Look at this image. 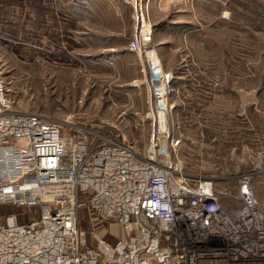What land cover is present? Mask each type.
<instances>
[{"label":"rangeland","instance_id":"obj_1","mask_svg":"<svg viewBox=\"0 0 264 264\" xmlns=\"http://www.w3.org/2000/svg\"><path fill=\"white\" fill-rule=\"evenodd\" d=\"M177 2L0 0V81L18 112L81 129L101 130L105 120L143 151L152 96L142 58L129 47L141 13L174 78L171 121L180 145L172 157L184 173L213 181L230 216L242 207L243 177L264 211V0ZM27 214L0 206V223L37 216ZM79 223L94 245L87 210ZM111 231L112 242L122 235Z\"/></svg>","mask_w":264,"mask_h":264},{"label":"built area","instance_id":"obj_2","mask_svg":"<svg viewBox=\"0 0 264 264\" xmlns=\"http://www.w3.org/2000/svg\"><path fill=\"white\" fill-rule=\"evenodd\" d=\"M138 20L129 47L144 63L153 110L143 151L105 120L101 130L81 129L18 112L0 81V206L37 215L0 223V264H264V211L248 179L232 217L213 181L184 173L172 157L174 78L145 16ZM83 210L94 245L79 226ZM111 227L122 230L114 242Z\"/></svg>","mask_w":264,"mask_h":264},{"label":"crops","instance_id":"obj_3","mask_svg":"<svg viewBox=\"0 0 264 264\" xmlns=\"http://www.w3.org/2000/svg\"><path fill=\"white\" fill-rule=\"evenodd\" d=\"M177 1H178V2H177L178 5H179V3H183V4L185 5V4L188 3V1L190 2V0H183V1H181V2H180V0H177ZM192 1H193V0H192Z\"/></svg>","mask_w":264,"mask_h":264},{"label":"trees","instance_id":"obj_4","mask_svg":"<svg viewBox=\"0 0 264 264\" xmlns=\"http://www.w3.org/2000/svg\"><path fill=\"white\" fill-rule=\"evenodd\" d=\"M13 208H15V207H13ZM18 209V208H17ZM29 214H33V212L32 211H28V214L27 215H29ZM25 216V215H24ZM23 217V216H22ZM26 218V217H25ZM26 221V220H25Z\"/></svg>","mask_w":264,"mask_h":264}]
</instances>
